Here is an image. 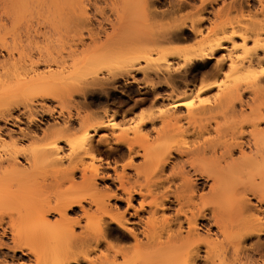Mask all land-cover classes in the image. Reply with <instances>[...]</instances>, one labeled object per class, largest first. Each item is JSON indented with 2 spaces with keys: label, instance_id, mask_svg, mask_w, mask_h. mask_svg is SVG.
Segmentation results:
<instances>
[{
  "label": "bare ground",
  "instance_id": "1",
  "mask_svg": "<svg viewBox=\"0 0 264 264\" xmlns=\"http://www.w3.org/2000/svg\"><path fill=\"white\" fill-rule=\"evenodd\" d=\"M218 1L0 0V264H264V0Z\"/></svg>",
  "mask_w": 264,
  "mask_h": 264
},
{
  "label": "rangeland",
  "instance_id": "2",
  "mask_svg": "<svg viewBox=\"0 0 264 264\" xmlns=\"http://www.w3.org/2000/svg\"><path fill=\"white\" fill-rule=\"evenodd\" d=\"M229 2H230V0H219L215 4V7H218V9H220L222 6H224V3H229ZM227 9H230V11ZM226 10H225V12H227L228 14L230 12V15H232V16H230L226 13V15L230 16V17L236 16L238 18L240 17V19H242V18L243 19H245V18H247V19L248 18L249 19H254V18L260 19L261 18L260 20H264V17H263L264 16V8H262L261 6L259 7L258 4L254 5V7H250V8L245 7V8L231 9V8L227 7ZM257 15H258V17H257ZM136 42L137 41H134L133 43H136ZM213 63H214V61H213ZM213 74H214V72L210 75L208 73V74H206V76H205V74H202V75H200L199 79L197 80L196 87H195L196 89L198 88V86H204V85H210L213 87L208 92L202 93L199 96H196L197 94L195 95V97L193 98V102L195 103L196 107L199 104L211 106V105H215V103H218L219 102L218 100H220V97L224 94V92L228 91V89L233 84L234 79H235V76L233 75L232 69L230 67H225L222 72L215 73L214 75ZM65 77H67V78H65ZM65 77L64 78L67 80V82L72 80V78H70L69 75L68 76L66 75ZM56 78H55V80H56ZM60 79L61 78L58 77V81H60ZM61 80H63V78ZM143 96L146 97L145 95H143ZM143 96H134L133 100H128L126 107H129V105L131 106L132 104L135 103L134 100L136 101L138 97L140 98ZM121 102H122L121 100L117 101V105H120ZM149 105L146 106L147 108H145V111H147L148 109L151 108L152 104H151V106H149ZM1 122L2 121H0V123ZM104 133H105L104 131L100 132V134L97 138L102 137L101 135H103ZM188 135L190 137L189 136L184 137L183 135H180V136L174 137V139L182 141L184 139L189 138L188 140H190L192 138L191 132H189ZM103 156H105V154H103ZM95 163H97V162H95ZM57 175L53 174V173L40 175L39 180H38L39 184L38 183L36 184L38 186H37V189L35 190V194H37L38 196L45 198V199L55 200V198L58 196V194H60L61 192L65 191L67 189V187H65V185L63 187V185L60 183L61 179ZM103 251H104V249H103ZM98 255H102V250L98 249L96 251H93V256H96L95 258H97ZM98 262H99L98 264H106V261L103 262V260H101V261L99 260ZM116 262L122 263V259L119 258L118 261H116ZM83 264H87V263L83 262ZM107 264H109V262Z\"/></svg>",
  "mask_w": 264,
  "mask_h": 264
}]
</instances>
